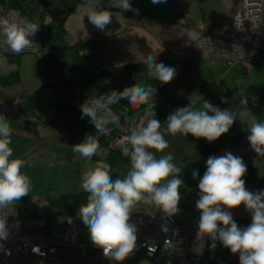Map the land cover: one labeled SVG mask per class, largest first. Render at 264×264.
Returning <instances> with one entry per match:
<instances>
[{"label":"clouds","instance_id":"clouds-1","mask_svg":"<svg viewBox=\"0 0 264 264\" xmlns=\"http://www.w3.org/2000/svg\"><path fill=\"white\" fill-rule=\"evenodd\" d=\"M168 2L148 0L153 8L166 7ZM96 4V7L82 9L81 14L87 16L89 22L100 30L112 22L113 16L116 19L118 17L120 23L127 20L123 12L117 14L110 8L133 10L132 0H108L109 8L102 7L101 0H96ZM38 27L28 20L17 21L0 16V36L8 49L16 53L33 46L31 37ZM85 33L87 37L86 30ZM146 69L153 79L164 83L177 74L175 66L151 58L146 62ZM155 91L154 87H136L123 95L106 94L108 107L105 108V114L112 120L110 108L120 104L137 108L146 103ZM221 100L226 101L227 97H221ZM240 103L247 104V96L241 97ZM79 107L81 118H89L88 122L94 125L96 134L86 135L82 141L74 143L73 151L91 162L99 153L96 137L105 134L109 128L119 127L120 122L115 120L106 123L98 116L96 104L88 99ZM235 119L230 108H222L205 99L199 109L188 105L175 108L166 116V128L163 130L161 120L156 116L147 119L140 127L130 129L128 144L122 148L131 163L127 174L122 178H111L109 168L97 165L82 181L87 205L80 209L79 219L91 241L102 248L105 256L123 261L137 248L138 227L130 220V215L138 202L153 206L165 217L180 211V185L185 181L178 175L181 170L174 154L166 152L157 157L156 153L150 151L164 150L169 146L164 132L167 131L171 136L191 133L194 137H203L212 142L227 133ZM246 139L255 153L264 155V120L258 119L251 123ZM10 143V125L6 116L0 114V207L27 195L31 186L30 177L21 171L26 161L12 156ZM205 165L202 175L198 169L191 172L193 178L199 176L195 200V207L200 210L199 231L218 240L230 252L238 253L239 264H264V188L252 190L246 186L247 164L241 155L231 150H225L221 155H209ZM241 204L250 213L251 221L247 225H239L231 210ZM68 227H71L70 223ZM161 228L163 231L168 230L166 223ZM7 236L6 217L0 218V241ZM33 250L39 252V247L34 246Z\"/></svg>","mask_w":264,"mask_h":264},{"label":"rangeland","instance_id":"rangeland-1","mask_svg":"<svg viewBox=\"0 0 264 264\" xmlns=\"http://www.w3.org/2000/svg\"><path fill=\"white\" fill-rule=\"evenodd\" d=\"M75 1L77 0H48L46 4L48 8H45L43 6L44 3L41 1H39V4L35 2L32 3L31 1L29 2L31 7L25 6V8L34 10L31 12V9H28V13H30L31 16H28L24 10L19 11L27 16L28 20L36 23L41 28L42 24H48L49 22L63 19V16L71 9L72 3ZM237 1L238 0H184L186 10L180 16L182 18V23L177 26L181 25V27L191 29L196 27L199 29L206 28L209 25H216L214 19L217 15L225 16L229 14L231 8L235 6ZM32 4L35 7H32ZM87 6L88 4L85 3H77L75 7L74 19L77 21L79 27L81 26L80 21H78L79 12L81 9L87 8ZM173 19L172 22L175 23L180 20L178 16H173ZM138 20L141 27L144 28L148 34V37L151 38V43H163V46L165 45L174 53L172 54V52L166 51L160 54L157 60L163 61L168 65H173L177 70V74L174 78L166 82L173 100L167 102L162 100L157 101L166 115L175 110L178 106L188 105L190 108L199 109L203 106V101L205 99L213 104L220 105L222 108L228 107L233 113L236 112L234 128L236 133L240 134V138L237 142H235L236 140L234 141L233 134L229 131L212 142H208L205 138L201 137L197 155L184 160L178 165L181 170L178 175L185 181V183L180 185V205L196 208L195 200L197 198V183L199 176L193 178L191 172L193 169H198L199 174L202 175L206 167L205 161L207 157L211 154L221 155L225 150H231L235 154L241 155L245 163L259 167L260 174L263 178L262 183L260 185L246 184V186L252 190L264 188V155L255 153L250 148L246 139L247 129L250 127L251 123L256 120L255 114L247 109L246 104L242 105L240 103L241 94L242 97L247 96L248 103L252 97L258 93H251V88H249V86L256 85L258 81L256 77L259 78L263 75L264 56L253 57L252 61L254 63H251L249 68L246 67L249 70L245 68L243 62L228 64L225 60H223V63H219V61H213V59L193 58L189 54V48L186 45V41L184 40L185 36L181 28L177 27L180 29L175 36L177 39L165 40L166 43L172 45L168 46L164 43L163 39L157 34H154L152 30L150 31L148 29L151 26L146 24L145 27V22H141L139 18ZM152 21L153 20H150L149 22L152 23ZM118 24L122 25V22L120 23L117 20L115 25L118 26ZM197 37L198 36H196V38ZM131 38L132 37H129L127 41L132 44L137 43L139 46V53L142 52L143 55L158 54L154 53V49L152 50L151 47H147V49L144 50L142 41L135 42V39ZM76 39L77 38L72 35L71 31L68 30L67 42L73 43ZM170 42H173V44H170ZM123 45L124 44H122V53L119 52L121 58L113 61L117 64L131 61V59H127V56L123 53H128V46H126V50H123ZM41 50L42 45L40 44L39 51L37 52L29 50L22 51L17 53L19 55L18 57L13 58L0 56V76H7L6 78L10 80V78L14 76L11 74L9 75V73L16 75V82L12 84H2L0 82V102L3 98L15 97L23 109V114L20 118L14 120L7 119L10 125V146L13 148L12 156L20 157L26 161L21 171L25 172L31 179L30 191L27 195L31 197L32 201L44 204L64 194L82 189L83 179L92 173L97 165L109 168L112 172L111 178H122L131 167L130 159L126 155L122 156V158L113 165L108 162L111 155L114 153L112 152L113 150H122V148L128 144L127 136L130 132L125 133L122 131V133H120L119 131H114L111 134L113 140H115L116 136H121L119 144L114 145V147H110L109 141H100V144L105 150L99 149L97 157L91 162L81 157L79 153L74 152L73 144L82 141L85 136L80 125L76 123L75 120L63 116L61 112V110H63L61 107L62 104L70 103L73 106H78V110L80 111L79 102L80 99H84L85 96H100L99 98L104 101L106 100V94L101 93L107 91L123 95L125 92H130L136 87L143 89L152 88L154 85L147 71L132 72L126 70L111 75L109 78L98 81L87 87L68 85L55 89H43L36 68V57L40 54ZM252 61L250 60V62ZM109 62L111 63V61ZM243 71L246 73L245 79H249V81L248 83L245 81L243 85H239L237 82H239V80H244V78H242L244 77ZM253 81H256L254 85L252 84ZM234 85L240 88L242 87V89L244 88L243 92L238 88V97L231 101H228L229 99L222 101L221 97H224ZM146 103L132 109L129 108L127 104H124L121 108H125V110L131 109L130 112H132V114L134 113L133 111L144 108L143 110L146 115ZM106 107H108V105L105 106V108ZM105 108L97 113L98 116L103 118L106 122V120L109 119L105 114ZM110 111L111 116L116 113L115 108H110ZM152 116H157V109ZM24 118L28 119L29 128H25ZM140 120L141 119L138 118V120L134 122L132 119L136 126H138ZM160 120L163 121V118L161 117ZM165 128L166 124L162 123L161 129L163 130ZM94 133H96L95 130L89 135ZM166 134H168L167 131L164 132V135ZM122 136L126 138L124 139ZM150 206L151 205L144 202H138L134 205L131 215L141 213ZM82 207L86 206H81L73 215L79 218L78 212ZM13 208L22 226H33L32 228L34 230L42 228L41 230L45 231L46 228L35 225L37 221L29 217L25 209H20L18 201L13 204ZM231 210L234 219L237 220L239 225H247L250 223V213L244 209L243 204L235 206ZM187 216L189 220L194 219V216L190 213H188ZM50 228L52 229L53 227L50 225L48 230ZM75 242L79 244L81 240L79 239ZM218 242V240H213L206 234L204 237V250L202 256L207 249L217 248L216 244H218ZM88 244L86 246H88ZM146 257L147 256H144L137 247L123 261H115L113 258H108L111 264H150V262H148L149 258L147 257V259ZM45 258L53 259L51 255H47ZM52 263L53 262L45 264Z\"/></svg>","mask_w":264,"mask_h":264},{"label":"built area","instance_id":"built-area-1","mask_svg":"<svg viewBox=\"0 0 264 264\" xmlns=\"http://www.w3.org/2000/svg\"><path fill=\"white\" fill-rule=\"evenodd\" d=\"M5 1L7 0L0 1V16L17 21L26 20ZM31 39L33 46L23 51L37 50V31ZM5 54L17 53L8 49L0 36V55ZM190 54L191 57L199 59H224L229 64L264 56V0H243L241 11L229 22L221 28L199 34L191 44ZM99 97H84L80 99L79 104L88 99L96 104L97 112H100L107 106V100L103 101ZM145 105L146 115L144 108L134 113L141 119L138 126L130 119V115H133L130 112L132 108L115 110L116 113L111 116L112 120L106 123L118 120L120 126L109 128L105 134L96 137L99 149L105 150L100 141H109L110 147L119 144L121 136H116L115 140L111 138L114 131L129 133L131 128H138L146 123L147 119L152 118L155 111L153 103L147 102ZM14 203L13 201L5 207H0V218L6 217L8 227L7 238L0 241V264H110L102 248L91 241L88 233L86 243L75 242L79 240L81 227L77 216L60 218L49 230H34L33 226H22L19 223L13 208ZM193 216L195 219L190 221L179 211L171 217H165L162 212L150 206L130 217L138 227L137 246L149 257L150 264H200L206 234L198 229L199 214L193 213ZM165 223L167 231L161 228ZM34 246L39 247V252L33 250ZM47 255L53 257L52 261L45 258Z\"/></svg>","mask_w":264,"mask_h":264},{"label":"trees","instance_id":"trees-1","mask_svg":"<svg viewBox=\"0 0 264 264\" xmlns=\"http://www.w3.org/2000/svg\"><path fill=\"white\" fill-rule=\"evenodd\" d=\"M31 1L32 3L35 2L36 4H39V1H41L44 3L43 6L45 8H48V6L46 5L48 0H7L5 2L13 7L24 19L28 20L27 16L23 15L20 11L24 10L26 11L25 13L28 16H31V14L28 13L29 8H25V6L31 7V5L29 4V2ZM101 1L109 5L108 0ZM134 3L135 0H132L133 6L135 5ZM32 7L35 6H33L32 4ZM30 11L33 12L34 10L31 9ZM63 21L64 18L59 21L55 20L49 22L48 24L41 23V28L38 25L39 27L37 31L39 35L37 50L35 52L39 51L40 44L42 45V50L36 57V68L43 89H55L68 85L87 87L93 85L94 83L107 76H111L122 70L129 69L134 72H140L144 70L147 71L146 62L148 59L129 61L122 64H117L114 62L112 64L108 60L103 58L101 50L105 38L77 40L73 43H68L67 32L64 27ZM134 39L138 42L142 41L144 48L147 49L148 46L144 39L138 37H135ZM2 56L13 58L18 57L19 55L5 54ZM10 74L14 77L8 80L6 78L7 76H0V82L2 84H12L16 82V75L9 73V75ZM153 80L156 84V90L159 98L165 102L173 100L168 85L159 80ZM258 88V93L252 97V99L246 104V106L256 115L257 120H264V79L259 82ZM251 91V93L256 92L253 88ZM236 92L237 87L234 86L228 93L224 95V97H227L228 100L229 98H232ZM123 105L124 104L118 105L117 107H115V110L121 108ZM61 107L63 108V110H61L63 116L71 120H75L76 123L80 125L84 136L89 135L92 131L95 130L94 125H91L88 122V117L81 118V112L78 110V106H73L70 103H65L62 104ZM156 109V117H158L159 119L162 117L163 121L161 122L166 124L165 118L167 115L161 109L158 102L156 104ZM234 115L236 117V112H234ZM108 121L109 120H106V122ZM234 123L235 120L230 127L229 132H232L234 139L238 141L240 135L234 131ZM112 152L114 153L113 155H111L108 161L112 165L117 163L122 158V156H125L120 149H115ZM245 179L247 185H260L263 181V178L260 174L259 167L247 164ZM17 201L19 203L20 209H25L28 216L34 218L37 221V224H35L36 226H40L46 229H48V227L52 225L56 220L71 216L75 214L76 210L81 206L87 205V198L83 195L82 189L64 194L61 197L48 201L44 204L32 201L29 195H25L14 202L17 203ZM179 208L180 211H182L186 215L187 219H189L187 216L188 213L192 215L193 212L198 214L200 213V210L191 206L179 205ZM216 247V249H218L220 247V244H216Z\"/></svg>","mask_w":264,"mask_h":264},{"label":"crops","instance_id":"crops-1","mask_svg":"<svg viewBox=\"0 0 264 264\" xmlns=\"http://www.w3.org/2000/svg\"><path fill=\"white\" fill-rule=\"evenodd\" d=\"M77 3L88 4L87 8H93V7L97 6L96 0H83V1H75L74 3H72L71 9L64 16V23L63 24L65 25L64 27L66 29V32L68 30H70L72 35H74V37L77 38L76 41L77 40H92V39H100V38L103 39V38H105L103 41V47L101 50V54H102L103 58H105L108 61H111L112 64L114 63L113 61H116V60L121 58L119 52L122 51V44H124L123 50H126L125 48H126V46H128V50H127L128 53H126V52H123V53L127 56V59L130 58L131 61H137L140 59H150V58L158 60L160 54H162L166 51L172 52L165 45H164L165 46L164 47L163 43H158V42L151 43L152 42L151 38L148 37V34L144 30V28L141 27L138 18L140 19L141 22H143V21L145 22V25H144L145 27H146V24L151 26L148 29L150 31L152 30V32L154 34H157L161 39H163L164 43L167 44L168 46H172V45H169V43H166L165 40L177 39L175 37L176 33L180 31V29H178V28H181L183 30V34L185 36L184 40L186 41V45L189 48V54H190L191 44L193 43L196 36H199V34L201 32H204V31L215 30V29L221 28L222 25L229 22L234 17V15H236L238 12H240L242 9V6H243V0H238L237 3L235 4V6L233 8H231V11L229 14H227L225 16L217 15V17L214 19L215 20L214 22L216 25H209L206 28L197 29L195 27V28L191 29V28H187V27H181V25L177 26L178 24L182 23V21H181L182 18L180 16L186 10L185 5H184V0H169L167 6L161 7V8H153L148 3V0H135V3H134L135 5L133 6V10L123 11V10L118 9V8H110V10H112L114 13L119 14V13L123 12V15L127 17V20L123 21L122 25L121 24H118V26L115 25L118 17L116 19L115 16H113L112 22L110 24L106 25L104 30H100V29L96 28L95 25H93L92 23L89 22L87 16H82V14H81L82 9L79 12L80 15H79V19H78V21H80V23H81V26L80 27L78 26L77 21L74 19V10H75ZM101 6L106 7V8L110 7L109 5L103 3L102 1H101ZM173 16H175V17L178 16V18L180 20L177 23L172 22L174 20ZM150 20H153L152 23L149 22ZM209 28H211V29H209ZM85 30L88 33L87 37H85V35H86ZM156 31H157V33H156ZM129 37H132L131 39H133L135 37L144 39L147 46L149 48L151 47L152 50L154 49V53H158V54H155V55L154 54H151V55L144 54L143 55L142 52L139 53L138 52V50H139L138 44L137 43H135V44L129 43L127 41ZM131 39H130V42H131ZM192 39H193V41L191 42ZM114 41H115V43H114ZM135 42H138V41L135 40ZM125 44H127V45H125ZM170 44H173V42H170ZM144 50H146V49L144 48ZM172 54H174V53L172 52ZM216 60L219 61V63L224 62L222 59H213V61H216ZM250 60L252 61V58L243 61L245 68L246 67L249 68V66H251V63H254L253 61L250 62ZM247 70H249V69H247ZM122 71H126V70H122ZM122 71H120V72H122ZM130 71H132V70H130ZM244 71H245V69H244ZM244 71H243L244 77H242V78H244V80H239V82H237V84H239V85L240 84L243 85V83L245 81L247 83L249 81V79H245L246 73ZM132 72H134V71H132ZM106 78H109V76L101 79L100 81H102ZM256 78L258 80V81L256 80L257 81L256 85H254L256 81H253L252 84L254 86H249V88H251V90L253 88L257 92L259 90V88H258L259 82L264 79V73H263V75H261V77H259V78L256 77ZM151 79H152V83L156 89V84L154 83V80L152 77H151ZM234 86H236L237 89L240 88L237 85H234ZM245 87H247V86H245ZM243 89H242V87L240 88V90H242V92H243ZM251 90H250V92H252ZM238 93L239 92H236L232 98H229L228 101H231V100L235 99L236 97H238ZM101 94H116V93L111 92V91H109V92L107 91V92L101 93ZM96 95H98V94H96ZM241 97H242V94H241ZM158 100H161V99L159 98L157 90H156L155 93H153L152 95L149 96L147 102L148 101H150V102L156 101L157 102ZM255 118H256V115H255ZM256 120H257V118H256ZM234 131H235V128H234ZM234 141H235V139H234ZM245 141H246V139H245ZM235 142H237V140ZM248 144H249V142H248ZM78 239L81 240V243L87 242V232L83 229L82 223H81L80 235H79ZM218 244H220V247L218 249L211 248V249H207L205 251V253L203 254V256L201 258L200 264H239L238 253L230 252L229 249L227 247H224L220 242H218ZM138 249L140 250L141 253L144 254V256H147L143 252L142 249H140L139 247H138ZM50 261H52V260H50ZM148 262H149V259H148Z\"/></svg>","mask_w":264,"mask_h":264},{"label":"water","instance_id":"water-1","mask_svg":"<svg viewBox=\"0 0 264 264\" xmlns=\"http://www.w3.org/2000/svg\"><path fill=\"white\" fill-rule=\"evenodd\" d=\"M0 114H4L8 120H14L21 117L23 109L15 97L3 98L0 102ZM28 126V121H25V128H29ZM165 136L169 141V146L166 149H150V151L156 153L157 157L166 152H172L175 162L179 165L184 160L197 155L201 137H194L191 133L186 136H181L180 134L171 136L168 133Z\"/></svg>","mask_w":264,"mask_h":264},{"label":"bare ground","instance_id":"bare-ground-1","mask_svg":"<svg viewBox=\"0 0 264 264\" xmlns=\"http://www.w3.org/2000/svg\"><path fill=\"white\" fill-rule=\"evenodd\" d=\"M208 31H209V30H208ZM204 32H207V31H204ZM201 33H203V32H201ZM201 33H200V34H201ZM222 60H224V59H222ZM225 61H226V60H225ZM226 62H227V61H226ZM134 113H138V112L136 111V112H134ZM134 113H133V115H130V119H133L134 122H136V121L138 120V117H139V116H138V115H135ZM139 113H140V112H139ZM137 116H138V117H137ZM137 214H139V213L132 214L130 217L135 216V215H137ZM194 219H195V217H194ZM194 219H193V220H194ZM188 220H189V219H188ZM193 220H190V221H193ZM108 262L110 263L109 259H108ZM110 264H111V263H110Z\"/></svg>","mask_w":264,"mask_h":264},{"label":"flooded vegetation","instance_id":"flooded-vegetation-1","mask_svg":"<svg viewBox=\"0 0 264 264\" xmlns=\"http://www.w3.org/2000/svg\"><path fill=\"white\" fill-rule=\"evenodd\" d=\"M150 102V101H149ZM152 103H153V105H154V108H155V106H156V104H157V102L156 101H151ZM155 111H156V108H155ZM24 121H28V119L27 118H24Z\"/></svg>","mask_w":264,"mask_h":264}]
</instances>
